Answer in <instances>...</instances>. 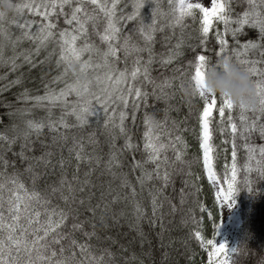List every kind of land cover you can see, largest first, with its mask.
<instances>
[{"label": "snow or ice", "instance_id": "snow-or-ice-1", "mask_svg": "<svg viewBox=\"0 0 264 264\" xmlns=\"http://www.w3.org/2000/svg\"><path fill=\"white\" fill-rule=\"evenodd\" d=\"M146 4L150 5L148 12L144 11ZM167 4L165 8L163 0H21L15 4L11 0L13 18L0 9V64L15 72L20 64L26 63L31 68L55 56V67L59 70L43 84L42 94L33 95L29 88H23L15 94V101L0 97V106L7 108L0 113V264H118L115 260L118 253L112 245L124 249L137 242L141 245L148 242V250L143 254L151 257L153 246L141 227L144 221L150 227H159L155 235L163 249L160 264H164L177 239L164 240L167 229L161 211L162 197L168 199L171 211L175 212L177 207L165 196V187L179 177L180 204H185L189 195L197 201L198 176L192 166L199 162V157L186 158L189 145L181 123L187 116L179 121L170 116L167 101L171 94L166 89L176 77L158 79L153 75L154 65L162 67L174 62L184 55L186 46L201 49L187 61L193 67L190 78L199 88L202 70L211 59L206 53L210 50L208 42L213 28L211 35L218 42L215 55L230 53L252 75L259 104L250 110L243 104H234L227 96L208 95L199 88L197 95L203 104L197 115V138L203 168L208 179L215 183L213 150L218 145L213 141L215 134H219V143L225 146L222 150L226 152L230 146L231 164L225 170L226 188L221 186L215 193L218 202L227 200L230 206L233 203L232 197L238 189L240 148L247 150L244 183L251 184L248 174L253 168L264 177V143L251 142L254 134L264 138V0H210V7L190 0H167ZM239 4L245 5L243 10L234 11V5ZM25 10L39 19H28ZM188 18L193 23L198 21L194 30ZM220 23L222 29L216 27ZM11 25L18 29L15 35L10 31ZM246 26L256 29L258 35L241 43L237 37ZM165 28L169 30L161 37L165 54L157 59L153 47L156 33ZM228 34L235 46H231ZM133 35L139 39H133ZM25 42L28 47H22ZM6 48H10L11 55L5 54ZM42 50L45 55L36 60ZM257 52L258 57L249 55ZM18 58H21L19 62ZM73 62L79 70L72 68ZM179 67L175 66L174 70L178 71ZM23 79L21 72L6 86L19 85ZM54 82L63 86L57 88ZM4 87L0 85V91ZM157 101L165 103L164 116L159 119L147 111ZM37 108L44 109V114L35 116L33 112ZM54 108L60 110L58 114ZM214 108L218 119L213 116ZM141 109L142 149L131 130ZM234 111L238 117H234ZM4 116L9 118L8 123H4ZM93 123L97 127L86 136L73 133L69 137L70 130ZM213 123L217 125L215 128ZM45 129L49 135L42 138ZM100 136L107 146L106 159L100 148ZM16 145L19 151L13 152ZM64 149L69 153L67 158ZM57 151L61 154L53 159ZM137 152L142 153L139 158ZM126 154L130 157L127 170ZM72 160L75 164L69 176L67 166ZM81 164L87 165L83 178ZM101 164L98 175L109 178L99 181L97 186L91 176ZM57 171V180L50 182L48 177ZM22 177L28 179L30 186H26ZM137 186L140 193L147 191L150 197V214L142 199L137 198ZM185 188L190 191L186 192ZM52 197H58L60 203L52 204ZM117 204L123 206L114 208ZM198 206L204 207L202 203ZM187 211L193 213L190 218L197 222L193 209ZM122 221L136 230L130 239H123L127 233H120L121 239H117L107 231L118 228ZM195 236L201 238V232L196 231ZM93 241L106 243L100 246ZM183 244L187 245L188 241L183 240ZM201 246H211L210 260L215 256L216 264H228L226 242L216 244L214 240L201 239ZM130 260L145 264L134 252L124 257L125 264Z\"/></svg>", "mask_w": 264, "mask_h": 264}, {"label": "trees", "instance_id": "trees-1", "mask_svg": "<svg viewBox=\"0 0 264 264\" xmlns=\"http://www.w3.org/2000/svg\"><path fill=\"white\" fill-rule=\"evenodd\" d=\"M21 0H12V3H19ZM164 7L167 8V0H163ZM245 5L239 4L234 5V11L239 12L243 10ZM130 7V5H129ZM150 9V5L146 4L144 11L148 12ZM24 15L28 19H39L38 15H33L27 13L25 10ZM199 16V12H197ZM7 16L9 18L14 17L13 10H9L7 12ZM150 17L146 16V19ZM21 22H23L21 20ZM188 23L191 24L192 30L196 28V23L191 21V18H188ZM130 27V24L127 26ZM216 27L223 28V24H217ZM10 31L13 35L18 32V29L15 25L10 26ZM168 29L165 28L163 32L156 33V43L154 44V50L157 53V59L162 54H165V49L162 47L161 37L168 34ZM214 32V28L210 30V38L208 42L209 51L206 53L207 55L214 58L215 49L218 46V42L214 40L211 33ZM195 32L193 31V35ZM187 35V33H186ZM258 35L257 30L251 27L245 28V30L237 37V39L242 43L244 40L249 38H256ZM231 44V36L228 34V37ZM133 39H139L137 35H133ZM188 43H192V41H188ZM28 43L25 42L22 44V47H28ZM169 47L171 44L168 45ZM231 46H235L231 44ZM201 51L198 48H188L187 46L184 48V55L179 56L174 62L167 64L166 66L157 67L154 65V73L153 75L156 76L158 79L163 78L164 76L168 77H176V79L172 80V86L167 88L171 96L170 99L167 101L168 106L171 107L170 116L175 117L178 121L181 118L187 116V120L181 123V127L185 128L183 132V136L187 141L189 147L187 149V159H192L194 157H199V162L194 163L192 168L193 172L198 176V188L199 191L196 193L197 201L193 200L192 195H189L186 198V203L181 205L180 204V188L182 187L181 180L179 177H176L173 181V184H170L165 187V196L171 199L173 204H176V211H171V205L168 202V199H164V203L162 206L161 211L165 214L164 220L166 224V231L164 233V240L167 241L170 238H177L173 241L171 248L169 249L171 255L170 257L165 260L164 264H211L209 257H208V250L211 246H201V239L203 241L207 240H214L218 226L220 224L222 218V211L220 207V203L216 200L215 196V188L212 182L208 179L206 169L203 168V159H202V149L199 148V141H198V121L197 115L198 112L202 109V100L198 95L188 97L184 94L180 87L181 82L186 83L189 77L192 74L193 67L187 63L188 60L193 59L196 52ZM6 55H11L10 48L5 49ZM45 55V52L42 50L40 54L36 57V60L41 59ZM250 56H259V53H250ZM21 58H18V62ZM179 65V70H174L175 66ZM58 69L55 67V56L51 59L47 60L43 64H35L34 67L29 68L28 64H20V67L15 72L9 71V67L7 65L0 64V85L5 86L2 91H0V97L7 101H15L16 100V93L20 92L23 88H29L31 90L30 94H42L44 91L43 84L48 83L49 80L52 79L55 75L58 74ZM21 72L24 73L23 82L19 85L13 84L11 87H7V82L13 79L15 76L19 75ZM183 73V75H180ZM6 74V76L4 75ZM43 74V75H42ZM54 86L59 88L62 87L63 84L61 82H54ZM74 97H69L72 99ZM22 103V102H20ZM149 103L151 104V98ZM13 107H16V104H13ZM165 107L164 101H157L154 107H149L147 111L153 113L156 118H161L164 116L163 109ZM178 107V110H177ZM189 109L191 111L189 112ZM7 111V108L4 106H0V113ZM54 113H59L58 108L53 109ZM33 114L35 116H40L44 114V109H34ZM142 115L143 109L138 110L137 112V120L135 125L132 126V132L136 142L140 145V148L143 147V122H142ZM234 117H238V114L234 111ZM251 116L252 114L249 113ZM213 116L215 119H218L217 110L214 108ZM4 123L9 122V118L7 116L3 117ZM69 121L74 123V119L69 117ZM185 124L187 127H185ZM217 125L213 123L212 127H216ZM97 125L94 123L90 126H86L84 128H76L69 131V137L73 133L77 136L83 134L86 136L87 132L96 128ZM47 129L44 130L42 133V138L48 137ZM100 148L103 150L104 158L106 159V152L107 146L104 144V137L100 136ZM220 135L215 134V139L213 141L214 144H217L218 147L214 148L213 150V170L216 173L217 179L219 180L220 184L223 187H226V180H225V170L226 166L231 164V149L228 146L227 151H223L222 149L225 148L223 144L219 143ZM122 143V141H118ZM251 142L255 144L264 143V138H261L258 134H254L252 137ZM70 143V139H69ZM238 145L241 141H237ZM13 152L19 151V146H14ZM247 150L240 148L238 151L237 156V166L240 169L237 172V186L238 189L236 190L235 197L239 203L240 209V217H241V225L239 230V236L237 240L236 247L241 243V241H247L248 245L257 250V251H264V177H262L254 168L248 174L251 179V184L246 185L244 183V164L247 161ZM218 153V155H217ZM38 154V153H37ZM61 153L59 151L55 152L53 159H56ZM141 152H137V158L141 155ZM12 152L8 153L10 157ZM63 155L67 158L69 153L67 149H64ZM169 157L172 156V151L169 150L168 152ZM127 159H130L126 154L125 159V169L127 170ZM75 164V160H72L71 164L67 166L68 175L71 176L72 174V165ZM87 165L81 164L80 167V175L83 178V172ZM103 165L101 164L100 168H97L91 176V180L93 184H97L98 182L104 179H108L109 177L105 175H98L102 169ZM11 171V168L8 169ZM138 174V173H137ZM227 174L230 176V167L227 168ZM59 176V171L56 172L55 175L49 176V181L57 180ZM25 179L26 186L29 185V181L26 177H22ZM130 178L134 180V177L131 176ZM174 185V187H173ZM251 188V190L249 189ZM127 191V189H124ZM185 191L188 192L190 189L185 188ZM138 192V199H142V203L145 206L146 212L148 214L151 213V204H150V197L147 194V191L140 193L139 186H137ZM60 203L58 197H52V204ZM127 203V202H125ZM202 203L204 205L203 208L199 207L198 204ZM123 205L117 204L113 207H121ZM130 206V205H129ZM192 208L194 214L197 218V222H193L190 218L193 213H188V209ZM211 213V215H209ZM186 221V222H185ZM141 227L144 229L148 240L151 242L152 247V256L147 257L143 253L147 252L149 244L145 242V244L141 245L138 242L132 244L131 246H126L124 249H119V246L114 244L112 245L113 251H116L118 254L115 256V260L118 264H125L124 257L131 256L134 252L137 257L143 259L145 264H160V257L161 252L163 249L159 247V237L155 235V232L159 231V227H150L147 221H144L141 224ZM67 230V229H62ZM99 230V229H98ZM109 234H112L117 237V239H121L120 233H127V236L123 237V239H130L132 236L136 234L135 228H129L128 224L124 221L120 223L117 227H111L107 230ZM201 232V238H197L195 236V232ZM104 234V231H101V235ZM187 240L188 244L184 245L183 240ZM100 246H103L106 242H98L93 241ZM99 249L97 248V251ZM235 254V253H234ZM127 264H138L137 260H130ZM231 264V261L230 263Z\"/></svg>", "mask_w": 264, "mask_h": 264}, {"label": "clouds", "instance_id": "clouds-1", "mask_svg": "<svg viewBox=\"0 0 264 264\" xmlns=\"http://www.w3.org/2000/svg\"><path fill=\"white\" fill-rule=\"evenodd\" d=\"M0 9L5 12L11 10V0H3L0 3ZM72 68L79 70L75 62ZM202 71L199 88L208 95L227 96L234 104H243L250 110L258 106L259 97L252 75L230 53L225 52L211 58ZM199 88L197 83L189 77L181 90L186 96L192 97L197 95ZM230 208L229 203L225 205V209ZM234 253L230 252L231 264H264V251L251 248L246 240L241 241Z\"/></svg>", "mask_w": 264, "mask_h": 264}, {"label": "rangeland", "instance_id": "rangeland-1", "mask_svg": "<svg viewBox=\"0 0 264 264\" xmlns=\"http://www.w3.org/2000/svg\"><path fill=\"white\" fill-rule=\"evenodd\" d=\"M190 2L192 3L199 2V3H203L205 6H209V7L211 6L210 0H190ZM230 176H231V169H230ZM212 184L215 188V191L219 190V188L222 186L218 179L215 181V184L213 182ZM232 200H233V203L231 204L230 209H225V205H227L229 201L227 200L219 201L221 211H222V218L218 226L216 236L214 238V241L216 242V244H219L220 242H226L227 249L229 250L228 264L231 261L230 252L234 254V251L232 250L236 248L240 225H241L239 203L235 197V194L233 195ZM210 251H211V247L209 248L208 253ZM216 260H217V257L214 256L210 260L211 264H216Z\"/></svg>", "mask_w": 264, "mask_h": 264}, {"label": "bare ground", "instance_id": "bare-ground-1", "mask_svg": "<svg viewBox=\"0 0 264 264\" xmlns=\"http://www.w3.org/2000/svg\"><path fill=\"white\" fill-rule=\"evenodd\" d=\"M215 184V183H214Z\"/></svg>", "mask_w": 264, "mask_h": 264}]
</instances>
